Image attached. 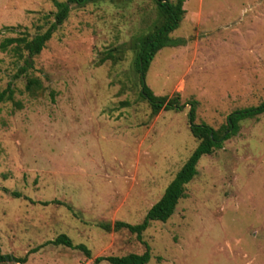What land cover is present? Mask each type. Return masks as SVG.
<instances>
[{
    "label": "rangeland",
    "instance_id": "rangeland-1",
    "mask_svg": "<svg viewBox=\"0 0 264 264\" xmlns=\"http://www.w3.org/2000/svg\"><path fill=\"white\" fill-rule=\"evenodd\" d=\"M183 10L169 34L181 44L159 50L144 78L183 108L154 117L132 85V53L100 63L150 31L149 0L73 8L18 78L27 55L0 51V90L11 82L15 91L0 105V254L96 264L147 246V264H264V112L200 158L167 222H152L141 241L112 228L141 223L197 147L186 103H197L194 124L215 131L233 111L264 103V0H186ZM54 11L50 0H0V41L31 38ZM29 79L41 89L29 94ZM52 201L70 209L42 205ZM62 234L86 254L48 243Z\"/></svg>",
    "mask_w": 264,
    "mask_h": 264
},
{
    "label": "trees",
    "instance_id": "trees-1",
    "mask_svg": "<svg viewBox=\"0 0 264 264\" xmlns=\"http://www.w3.org/2000/svg\"><path fill=\"white\" fill-rule=\"evenodd\" d=\"M122 0H50L55 11L52 13V20L48 21L45 29L40 33L34 34L31 38L26 35L18 37L5 38L0 41V51L5 52L8 48H13L15 51L23 52L27 58L23 59V67H21L13 78H18L31 69L33 66V58L38 56L44 49L46 43L51 39L52 35L60 28L67 20L70 11L73 8H81L89 4L102 2H115ZM154 7L155 19L151 23L150 31L136 36L130 41L127 47L123 50L114 49L101 58L100 63L110 60L113 64L122 60L126 50L132 53V72L136 75V82L132 85L139 87L138 97L147 102L150 109L151 117L156 116L161 111L178 110L183 108L180 104L179 96L175 95L168 97H155L144 83L145 74L155 54L164 47L176 46L181 44V41L169 38V34L179 26L182 21L185 11L183 3L186 0H149ZM4 30H11L10 27H4ZM183 44V43H182ZM40 90L41 84L38 79H29L25 84V90L30 94L34 90ZM14 88L12 83L6 84L3 90H0V105L6 102H12L14 97ZM189 110L187 113L190 127L189 130L193 137L197 140V147L189 156L185 164L176 173L170 184L165 189L161 198L147 211L141 223L137 225H129L124 222L117 221L112 228L115 232L125 230L128 233L135 235L137 240L141 241L143 233L150 227L152 222L165 223L174 214L179 200L184 196L185 187L196 176V166L203 155L211 154L214 150L222 148L223 143L234 137L239 131V125L245 119H252L264 112V103L255 108L236 110L230 113L223 124V129L215 131L211 127L194 124L197 103L189 101L186 103ZM2 191L7 192L5 189ZM10 195L13 198H21L18 192H12ZM49 204L63 205L58 201L45 202L42 205ZM70 209L69 206L63 205ZM105 231L111 229L110 225L102 226ZM55 246H63L69 249H75L86 254L83 245H74L71 240L65 235H59L54 240L48 242ZM27 255L17 258L12 255L0 254V264H25ZM150 260V249L145 246V251L141 255L130 254L122 257H98L94 263L98 264L101 261H107L110 264H147Z\"/></svg>",
    "mask_w": 264,
    "mask_h": 264
}]
</instances>
